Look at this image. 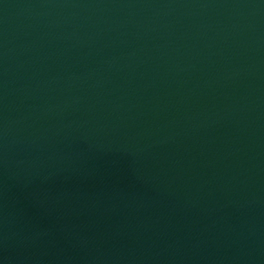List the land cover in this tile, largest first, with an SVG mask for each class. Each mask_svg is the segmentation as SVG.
Masks as SVG:
<instances>
[{"label": "water", "instance_id": "obj_1", "mask_svg": "<svg viewBox=\"0 0 264 264\" xmlns=\"http://www.w3.org/2000/svg\"><path fill=\"white\" fill-rule=\"evenodd\" d=\"M0 264H264V0H0Z\"/></svg>", "mask_w": 264, "mask_h": 264}]
</instances>
